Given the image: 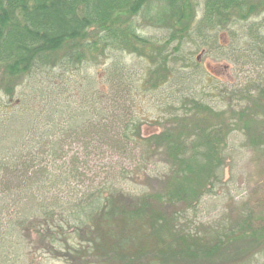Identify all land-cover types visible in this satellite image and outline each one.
I'll list each match as a JSON object with an SVG mask.
<instances>
[{"label":"trees","instance_id":"1","mask_svg":"<svg viewBox=\"0 0 264 264\" xmlns=\"http://www.w3.org/2000/svg\"><path fill=\"white\" fill-rule=\"evenodd\" d=\"M220 31L223 55L251 66L235 105L183 95L143 133L126 109L134 82L115 64L102 83L84 75L76 101L50 98L117 51L150 63L158 88L186 78L169 65L183 41L215 45ZM244 152L264 154V0H202L198 20L194 0H0V264H264V198L198 216ZM139 176L148 184L133 192Z\"/></svg>","mask_w":264,"mask_h":264},{"label":"rangeland","instance_id":"2","mask_svg":"<svg viewBox=\"0 0 264 264\" xmlns=\"http://www.w3.org/2000/svg\"><path fill=\"white\" fill-rule=\"evenodd\" d=\"M194 3L196 5V19L198 20L202 13V0H194ZM144 27L145 28H143L141 32L145 36L155 38H162L165 36V31L162 29L149 26ZM217 35L219 37L216 36L215 45H213V42V44L208 43L206 46L202 43L204 41L203 39H201V41L198 39H196L198 41H193L192 37L186 38L183 41L179 49V54H176L177 59L169 65L175 68L173 72L176 71L177 75L181 74L180 76L183 75L186 78L182 79L177 77L179 80L175 79L174 82L167 83L158 88L156 83L158 79L157 73L156 71L153 73L155 69L152 70L153 68L149 65L150 63L143 60V58H138L134 54H128L127 51H117L114 52L110 58L107 57V60H100L97 64L89 63V66L80 67L82 68L80 70L81 73H73L75 77L68 91L58 96L54 94L50 98L59 102H63L64 100L76 101L85 94V91L81 87L83 84L80 83L81 80L83 82L84 75L89 77L97 75V79L99 78L98 81H100L99 83H102L104 81L101 76L107 73L108 67H112L115 64V66L119 67V70H121L126 84L129 82V79L134 82V88L130 93L131 95L129 96L126 109L134 116L136 124L142 125L143 133H149L155 130L154 124H160L171 112L178 108L181 109L182 106L180 105V101L184 98L182 97L183 95H185V97H196L202 100L207 98V100H210L208 103L211 104H214L218 98L219 103L223 105L230 103L235 105L239 102L237 92L235 93V91L239 90L242 84H244L246 76L251 74V66L242 65L240 61L237 62V64L231 61L230 58L233 54L223 55L229 52L230 42L226 31H220ZM205 39H207V37H205ZM218 41L220 42V46L217 44ZM208 46L215 47V50H213V47L209 48ZM173 47L174 45L172 44L168 49L170 54ZM218 47L221 48L218 49ZM245 47L240 46L239 48L240 50H244ZM70 75L71 74H66L65 76L68 77ZM44 76L45 75H43V77ZM38 77H40V75H37V78ZM28 79L29 77H26L20 86L17 87L18 93L13 97L11 103L17 102L16 100H18V102L20 101L21 96L19 93L22 89L26 90V81H28ZM60 81L55 79L51 83L59 84ZM178 82H182V84L179 85ZM100 87L104 90L107 89V86L104 84H101ZM32 95L33 93L30 92V96ZM32 101L30 108L38 112L41 117L44 114L42 110L45 108L44 102L41 101L39 104H33ZM228 101L230 103H228ZM13 108L15 110L17 108L21 110L23 106L19 104L17 107ZM155 120H158V122ZM240 141L243 142L240 134L230 138L231 153H233L234 150L233 145L236 151ZM141 152L140 150V154ZM136 154H138L137 151ZM112 156L115 157V155ZM122 157L124 165L130 170L134 169V158H131L130 154ZM223 171V181L227 180V186H224V184L218 185L214 193L209 196L208 201L203 204L198 213V216L203 220L214 216L223 208H228L233 201L237 203L243 194L244 196L246 195V198L250 200L253 206L264 198V154L254 156L253 153L244 152L241 156H234V161L228 160ZM126 184L128 187L135 188L133 192H138L148 184V180L145 176H139L137 179L133 178L132 181H127ZM51 263L59 264L57 261Z\"/></svg>","mask_w":264,"mask_h":264}]
</instances>
